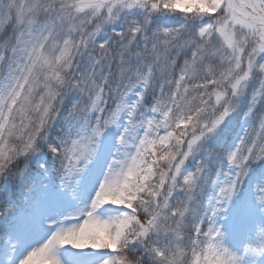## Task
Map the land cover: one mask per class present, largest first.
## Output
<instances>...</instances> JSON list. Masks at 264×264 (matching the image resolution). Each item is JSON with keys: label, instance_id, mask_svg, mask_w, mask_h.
<instances>
[{"label": "snow or ice", "instance_id": "6c2138e0", "mask_svg": "<svg viewBox=\"0 0 264 264\" xmlns=\"http://www.w3.org/2000/svg\"><path fill=\"white\" fill-rule=\"evenodd\" d=\"M0 264H264V0H0Z\"/></svg>", "mask_w": 264, "mask_h": 264}]
</instances>
